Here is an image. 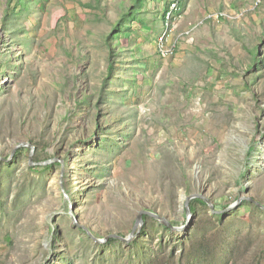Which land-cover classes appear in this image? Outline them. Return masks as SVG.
Masks as SVG:
<instances>
[{
    "label": "rangeland",
    "instance_id": "1",
    "mask_svg": "<svg viewBox=\"0 0 264 264\" xmlns=\"http://www.w3.org/2000/svg\"><path fill=\"white\" fill-rule=\"evenodd\" d=\"M24 1L0 0V264H264L262 208H185L264 205V0ZM142 211L184 229L113 238Z\"/></svg>",
    "mask_w": 264,
    "mask_h": 264
},
{
    "label": "water",
    "instance_id": "2",
    "mask_svg": "<svg viewBox=\"0 0 264 264\" xmlns=\"http://www.w3.org/2000/svg\"><path fill=\"white\" fill-rule=\"evenodd\" d=\"M27 146L29 148H31L30 158H32L33 155H34V147H32L30 145L20 144V145H18L16 147V149L13 151L12 154L14 155L19 148H21V147H27ZM53 162H55L54 159L53 160H49L47 162L38 163L37 165L38 166H46L48 164H52ZM31 165L34 166L36 164L35 163H31ZM66 198H68L67 195H66ZM194 199H202L204 202H206L209 205V207L211 208V210H212V212L214 214H225V213L231 212L233 210H236L241 205V203L244 202V201L254 202V203L257 204V206H259L260 208H262L264 210V206H262L260 203L255 202L252 198H250V197H242V198L238 199L233 205H231L230 207L226 208L225 210H223V211H216L215 208H214V205L211 203V201L209 199H207L206 197H204V195L195 194V195H192V196L187 197L186 200H185V208H186L188 222L193 217V214H192L191 209H190V204H191V201H193ZM144 215H148V216L156 219L157 221H159L160 224H162L163 226L169 228L172 231L181 232L184 229L183 227H175V226H173L169 221H167V219H165L163 217H160V216H158L157 214H155L153 212L142 211L140 213L138 219H137V222L135 224L134 230L132 231V233L127 238H121L120 236H117V235H113V238L120 239L121 241H123L125 243L131 242L137 236V234L139 233V229L143 225V216ZM95 240L98 241L97 239H95Z\"/></svg>",
    "mask_w": 264,
    "mask_h": 264
},
{
    "label": "trees",
    "instance_id": "3",
    "mask_svg": "<svg viewBox=\"0 0 264 264\" xmlns=\"http://www.w3.org/2000/svg\"><path fill=\"white\" fill-rule=\"evenodd\" d=\"M11 1H15L16 2V5L17 6H20V7H22V10L23 11H26V10H28V8H27V6L25 5V1L24 0H11ZM145 1L146 0H136V5H132L131 6V8L130 9H128L127 11H126V13H125V15H124V18H129V19H131V17L134 19V18H136V12H134V10L136 9V6H142V4L143 3H145ZM180 4H181V1H180ZM170 7V6H169ZM168 11H169V9H167V13H168ZM133 19H131V20H133ZM135 20V19H134ZM123 25L121 24V23H119V25L117 26V29L118 28H121ZM116 30V29H115ZM112 35H110V36H106V39H105V44H109V46L111 45V47H112V42H111V40H112ZM173 54H168V59L169 60H173ZM254 58H256V56H254ZM253 199V198H252ZM254 200V199H253ZM255 202H257L256 200H254ZM197 203H201V204H203V205H206L207 203L206 202H204V201H202V200H199V199H196V200H193V201H191V204H190V209H191V212L193 213L194 212V205L195 204H197ZM257 203H259V202H257ZM243 204H248V205H253V206H256L257 208H259L260 209V207L259 206H257V204L256 203H254V202H252V204L251 203H243ZM261 204V203H260ZM208 205V204H207ZM262 206H264L263 204H261ZM218 208L216 207V210H217ZM218 211V210H217ZM148 219V217H146L145 216V220H147ZM165 227V226H164ZM166 228V227H165Z\"/></svg>",
    "mask_w": 264,
    "mask_h": 264
},
{
    "label": "built area",
    "instance_id": "4",
    "mask_svg": "<svg viewBox=\"0 0 264 264\" xmlns=\"http://www.w3.org/2000/svg\"><path fill=\"white\" fill-rule=\"evenodd\" d=\"M173 1H174L173 4L169 8V13L167 14L169 17L174 15L175 11L178 9V6H179L181 0H173ZM221 16H223V15H221ZM218 17H220V16H218ZM240 17L241 16H239V18Z\"/></svg>",
    "mask_w": 264,
    "mask_h": 264
}]
</instances>
